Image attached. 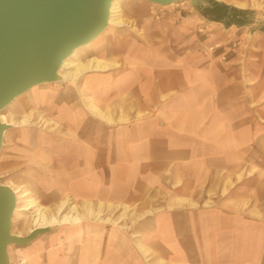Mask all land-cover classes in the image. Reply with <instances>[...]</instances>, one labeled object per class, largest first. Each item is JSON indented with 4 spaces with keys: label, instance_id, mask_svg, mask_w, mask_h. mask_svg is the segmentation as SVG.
<instances>
[{
    "label": "crops",
    "instance_id": "crops-1",
    "mask_svg": "<svg viewBox=\"0 0 264 264\" xmlns=\"http://www.w3.org/2000/svg\"><path fill=\"white\" fill-rule=\"evenodd\" d=\"M218 1L246 12L228 25L200 14L210 35L264 38L259 11ZM147 43L112 56L118 69L90 73L79 87L38 86L23 101L44 94L33 107L70 130L43 152L33 145L51 190L102 202L114 217L129 207L116 223L87 219L37 236L25 248L31 264H264V73L239 55ZM85 95L113 122L90 113Z\"/></svg>",
    "mask_w": 264,
    "mask_h": 264
},
{
    "label": "rangeland",
    "instance_id": "rangeland-1",
    "mask_svg": "<svg viewBox=\"0 0 264 264\" xmlns=\"http://www.w3.org/2000/svg\"><path fill=\"white\" fill-rule=\"evenodd\" d=\"M245 1L248 3L246 6L253 9L255 13L259 11L258 14L264 16V0ZM121 6L130 26L113 27L109 25L95 41L93 40L84 47L81 51L82 58L98 55L112 60V56L122 52L139 50L140 47L146 44V41H148L147 45H149V41H163L172 54L198 51L226 59L232 55H239L242 59L247 58L252 61V65L257 68V72L264 73V46L263 48L258 46L263 44L264 38H254L252 35H247V38L244 37L243 39V37H240L242 32L236 31L233 38L224 40L228 33L225 34L223 28L215 36L210 35L209 33L215 29L209 31L207 21L202 19L199 11L193 8L191 0H180L165 5L147 0H122ZM256 23H264V17L258 16ZM215 44L216 48H211ZM101 50H103V54L100 52ZM108 71H113V69ZM69 84L75 85L73 82L55 81L42 86L63 90ZM28 93L20 95L0 112L6 116L9 114L20 116L25 110L32 109L34 120L37 121L36 117L38 118V116L36 115H38V112L44 118L50 119L51 113L46 110L45 105L33 107L32 103L27 104L25 102L21 107V103L27 98ZM38 124L23 127L13 124L8 125L3 137V147L0 150V181L5 183L11 181L16 184L27 185L32 188L41 203L52 205L65 193L51 190L53 186H50L49 183L53 182V177L47 174V160L41 158L33 160V145L36 148L40 146L41 152H43L42 150L46 149L50 138L52 139L61 133L43 129ZM76 201L79 202L77 199ZM24 226L21 219L14 217L11 221V232L21 231ZM59 228L52 227L42 231L22 245L9 244L7 252L10 264H23V254L27 253L25 248L37 236L56 233ZM22 234L24 236L28 233L22 231ZM26 258L29 260L27 264L35 261V258L32 259V254L27 255ZM40 264H46L45 260L42 259Z\"/></svg>",
    "mask_w": 264,
    "mask_h": 264
},
{
    "label": "water",
    "instance_id": "water-1",
    "mask_svg": "<svg viewBox=\"0 0 264 264\" xmlns=\"http://www.w3.org/2000/svg\"><path fill=\"white\" fill-rule=\"evenodd\" d=\"M112 0H0V111L31 86L55 81L62 61L106 26ZM169 4L180 0H147ZM199 11L207 0H191ZM0 122V147L3 130ZM13 191L0 181V264H10L7 246L38 233H11ZM52 228V227H51Z\"/></svg>",
    "mask_w": 264,
    "mask_h": 264
},
{
    "label": "bare ground",
    "instance_id": "bare-ground-1",
    "mask_svg": "<svg viewBox=\"0 0 264 264\" xmlns=\"http://www.w3.org/2000/svg\"><path fill=\"white\" fill-rule=\"evenodd\" d=\"M121 1L122 0H112L111 1L110 7H109V14L107 17L105 28H107L109 25H111L113 27H122V26H128V25L130 26L129 20L125 16V11H124L123 7L121 6ZM232 3H234L235 5H238V7L239 6L244 7L248 4L245 0H233ZM104 29L95 38H93L92 40H90L86 44H83V45L75 48L71 52V54H69L62 61L61 65L59 66V68L55 74V79H56L55 81L73 82L78 86V81L80 80V78H83L90 73H99L100 74L101 72L108 71L109 69H113L115 66H117V63L115 61H113V59L112 60L105 59V58L100 57L98 55H92V56H88L86 58H82L81 51L84 49V47L89 45L93 40L95 41V39H97V37L104 31ZM128 65H130V64H128ZM183 77H184V75H183ZM55 81H51V82L45 81V82H41L39 84H35V85L31 86L29 89H27L23 93L15 96L6 106L10 105L20 95H23L24 93H27L30 90H32L38 86H42L44 84L46 85V84H49V83H52ZM171 81L173 82V80H171ZM79 89L82 93H84V90L82 88H79ZM86 94H87V92H86ZM37 98L42 99V101H43V98L45 99V95L44 94H38V95L36 94V95L32 96V98H29L30 104H31V102L35 101V99H37ZM84 103H85V107L93 115L99 117L100 119H103L105 122H108V123L113 122L112 116L108 113H105L94 102L92 97L85 95ZM22 106H23V104L21 105V107ZM32 114H33L32 109L29 111L25 110L24 113L21 114L20 116L19 115L14 116L12 114H9L8 116H6L0 112V122L6 126H8L9 124H13V125L22 126V127L23 126H29V125H35L36 123H39L38 126H40L43 129H47L49 131L59 132V133L63 134V136H69L70 135L69 128L67 130H64V131L61 130L62 123L60 121H58L56 119L44 118L43 115H41L39 112L37 113L38 115H36V116H38V118L36 117V119H37V121H36L33 119ZM119 119L120 120L125 119V116H120ZM43 129H41V130H43ZM5 132H6V129L3 130L0 150L3 147V137L5 136ZM1 183L10 187L11 190L13 191V194L15 197V204H14V208L12 211L11 221L13 220L14 217H18L19 219L22 220V223H24V225H25L24 227H22L23 230L18 231L16 233L11 232L12 234H15L18 236H23L22 231L30 233V232H33L37 229H47V228H51V227H64L65 225L73 226V225H78L87 219H94V220H99V221H110L112 223H116L119 219L129 215V207L126 204L123 205V211L119 215V217L118 216L114 217L111 214L112 211L110 213H107V212L105 213V211L103 210V203L102 202L94 203L91 201L92 199L91 200L83 199V200L77 202L76 199L69 192L63 194V196H61L52 205H45V204L41 203L40 199L34 194L31 187H29L27 185H23V184H16V183L11 182V181L6 182V183L1 182ZM190 204L194 205L193 202H190ZM107 207L109 209L113 208L112 204H110V203L107 204ZM121 221H122V219H121ZM81 229H82V227H81ZM77 230H78V228H77ZM50 239H52V237ZM29 254H31V253L27 252V253H25V255L23 254V264H27V262L29 261L26 258L27 255H29ZM34 258H35V256L32 255V259H34ZM21 263H22V261H21Z\"/></svg>",
    "mask_w": 264,
    "mask_h": 264
},
{
    "label": "trees",
    "instance_id": "trees-1",
    "mask_svg": "<svg viewBox=\"0 0 264 264\" xmlns=\"http://www.w3.org/2000/svg\"><path fill=\"white\" fill-rule=\"evenodd\" d=\"M208 4L199 9V13L209 20L224 21L226 25L230 23H243V20L233 17L234 14L245 13L242 10L218 0H207ZM232 16V17H231Z\"/></svg>",
    "mask_w": 264,
    "mask_h": 264
}]
</instances>
